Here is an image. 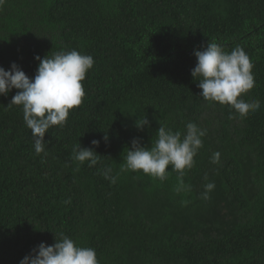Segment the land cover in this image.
<instances>
[{
    "label": "trees",
    "instance_id": "1",
    "mask_svg": "<svg viewBox=\"0 0 264 264\" xmlns=\"http://www.w3.org/2000/svg\"><path fill=\"white\" fill-rule=\"evenodd\" d=\"M215 42L243 48L260 102L239 117L199 96L194 50ZM77 50L93 67L82 104L34 149L22 106L0 96V264H20L61 234L95 249L99 264H264V0H5L0 6V67L15 62L34 78L38 55ZM146 117L149 125L137 127ZM206 132L186 170L191 191L121 173L133 139L151 147L160 125ZM107 135L108 139L104 137ZM98 140L99 146L92 145ZM80 143L98 163L72 160ZM220 153L219 164L211 162ZM119 173L112 184L102 170ZM171 171V166L167 169ZM208 182L215 184L204 200ZM186 201L187 203H183Z\"/></svg>",
    "mask_w": 264,
    "mask_h": 264
},
{
    "label": "clouds",
    "instance_id": "2",
    "mask_svg": "<svg viewBox=\"0 0 264 264\" xmlns=\"http://www.w3.org/2000/svg\"><path fill=\"white\" fill-rule=\"evenodd\" d=\"M4 2L0 0V6ZM194 55L197 63L191 75L194 79L200 77L198 87L202 91L199 96L209 102L230 106L241 118L260 109L258 100L249 103L241 98L255 86L253 64L243 48L237 46L227 52L221 45L208 42L203 50H194ZM35 59L39 63L34 78L28 77L15 62L9 70L0 67V96L18 90L9 105L22 106L25 125L31 130L34 149L39 155L45 150L44 138L48 130L53 126L63 128L70 110L82 104L85 96L82 82L93 67L94 59L75 49L60 51L52 57L47 55L43 59L37 55ZM149 123L145 116L136 122L141 129ZM205 135L206 132L193 122L187 123L183 134L160 125L150 148L141 146L138 138L132 140L120 172H142L163 182L170 172L175 171L178 173L175 192H189L191 185L185 184L183 177L186 170L194 166V157L203 147L202 137ZM104 139H108L107 135ZM99 143L98 140L92 141L96 147ZM71 158L81 164L87 161L89 167L99 162L95 150L83 148L80 143L73 148ZM211 162L219 164V152L213 154ZM169 166L171 171L167 170ZM111 172L110 167L102 170L104 178L115 184L119 173L113 176ZM204 187L201 198L207 200L215 184L208 182ZM55 240L50 246L41 242L31 254L21 259L20 264H99L95 249L77 246L74 240L63 234L59 240L55 236Z\"/></svg>",
    "mask_w": 264,
    "mask_h": 264
}]
</instances>
